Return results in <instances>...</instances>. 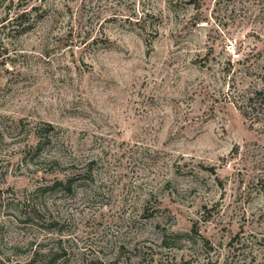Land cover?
Here are the masks:
<instances>
[{
    "label": "rangeland",
    "instance_id": "1",
    "mask_svg": "<svg viewBox=\"0 0 264 264\" xmlns=\"http://www.w3.org/2000/svg\"><path fill=\"white\" fill-rule=\"evenodd\" d=\"M262 87L264 0H0V264H264Z\"/></svg>",
    "mask_w": 264,
    "mask_h": 264
},
{
    "label": "trees",
    "instance_id": "2",
    "mask_svg": "<svg viewBox=\"0 0 264 264\" xmlns=\"http://www.w3.org/2000/svg\"><path fill=\"white\" fill-rule=\"evenodd\" d=\"M248 102L253 103L255 108H260L261 109V102L264 103V87L256 89L253 93L252 96L248 99ZM253 108L252 105H249V108ZM244 115H247V113L243 112Z\"/></svg>",
    "mask_w": 264,
    "mask_h": 264
}]
</instances>
